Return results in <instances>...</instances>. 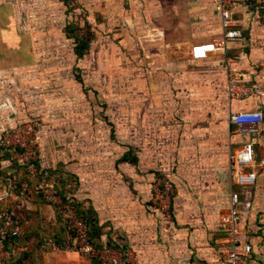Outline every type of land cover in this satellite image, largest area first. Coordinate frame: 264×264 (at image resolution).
Wrapping results in <instances>:
<instances>
[{
  "label": "crops",
  "instance_id": "obj_1",
  "mask_svg": "<svg viewBox=\"0 0 264 264\" xmlns=\"http://www.w3.org/2000/svg\"><path fill=\"white\" fill-rule=\"evenodd\" d=\"M83 1L111 22L164 24L133 37V54L143 49L150 71L146 83L165 91L152 94L148 86L144 96L145 103H156L159 110L149 105L147 111L132 114L125 150L118 143L103 144L95 137L102 127L90 124L87 99L73 95L72 79L60 72L70 52L60 49L54 58L59 63L49 61L32 45L33 33L23 18L25 2L0 0V75L12 80L0 85V138L7 124L40 119V166L50 172L54 190L85 214L91 235L101 246L131 249L143 264H213L216 245L227 235L221 216L230 210L234 190L229 153L246 141L237 129L233 131L236 125L228 117L242 110L264 112V93L234 97L228 91L230 74L237 76L241 87L260 84L264 89V0L235 9V28L242 36L229 40L226 55L214 51L200 58L193 56L194 47L223 36L217 0H129V11L122 0H108L112 5L106 9L96 0ZM16 55L21 61L9 60ZM156 70L175 74L182 80L176 84L183 83L186 93L175 96L163 89V81L156 85ZM170 103H175L176 111H168L165 104ZM173 118L175 125L169 126ZM168 134L176 135L180 152L173 236L152 205L154 167L166 169ZM256 146L262 149L254 167L260 172L264 126ZM38 179L0 147V192L6 195L2 206L16 212L22 228V235L8 245L7 264H101L65 249V243H74L72 233L56 206L43 197ZM235 190L252 204L242 216L247 236L241 240L253 246L251 264H264L254 232L264 211V172L254 186Z\"/></svg>",
  "mask_w": 264,
  "mask_h": 264
},
{
  "label": "rangeland",
  "instance_id": "obj_2",
  "mask_svg": "<svg viewBox=\"0 0 264 264\" xmlns=\"http://www.w3.org/2000/svg\"><path fill=\"white\" fill-rule=\"evenodd\" d=\"M96 1L105 9L106 6L112 5L108 0ZM24 2L26 6L22 7L23 18L33 33V47L42 50L49 61L51 58L52 61L55 60L54 58L57 56L55 52L60 53V49L66 50V54L70 52L67 59L63 60L65 65L62 64L60 72L62 75L65 74L63 77L72 79V88L70 89L72 94L87 99L91 126L102 127L98 136L95 137L100 138L103 144L118 143L122 150H125L129 144L128 130L132 114L145 112L151 105L154 110H159L156 103L150 105L144 101V96L148 91L147 87L150 85V82L146 83L149 80L150 71L145 68L143 49H140L138 54H133V37L135 33L156 29L157 26L163 27L164 24L156 23L157 26L154 24L149 26L145 22L141 24L127 21L111 22L109 21L111 18L104 19L102 11L87 7L83 0H25ZM122 3L125 11L131 9L129 0H122ZM26 45L31 47V42L28 39H26ZM80 51L82 52L81 56L78 54ZM9 60L21 61L17 55L10 56ZM54 63H59V59ZM153 75L156 85L163 81L165 83L163 89L168 90L171 94L177 96L186 93L182 87L183 83H181L182 86L176 84L178 80L179 82L182 80L177 79L172 72L156 70ZM149 89L152 94H155L156 91L157 93L165 92L161 91L160 86L152 89L149 86ZM165 105H167L168 111H176L175 103ZM228 119L231 122L230 117ZM173 120L175 119L168 120L169 126L175 125ZM235 129H237L236 126H233V131ZM171 132L174 133L173 130ZM168 137L172 143L169 141L166 149V169L154 167L156 169H154L153 184L159 179L170 180L174 183L176 196L177 187L175 184L181 177L178 155L180 152L176 149V135L168 134ZM236 149H231L229 153L234 190L238 186L234 180L235 169L231 152ZM256 153H262L260 146H256ZM259 170L257 178L258 174L261 175L264 172V165L259 167ZM153 184L152 194H154ZM175 199L172 202V209L176 214ZM261 199L264 203V191ZM257 219V228L254 229V232L259 240L256 250L260 260L264 259V211L259 214Z\"/></svg>",
  "mask_w": 264,
  "mask_h": 264
},
{
  "label": "built area",
  "instance_id": "obj_3",
  "mask_svg": "<svg viewBox=\"0 0 264 264\" xmlns=\"http://www.w3.org/2000/svg\"><path fill=\"white\" fill-rule=\"evenodd\" d=\"M12 3L25 0H9ZM251 3V0H217L216 9L222 16L223 36L211 44L194 47L195 58L206 57L210 52L218 51L227 54L229 40L242 36L235 28L238 25L234 18L237 7ZM7 80L12 83L8 75H0L1 82ZM237 76L229 75L228 91L234 97H246L252 93H264L260 84H252L245 88L238 85ZM230 120L237 126V132L246 137L244 146L231 152L234 162L235 184L247 190L256 184L257 171L254 169L257 163L256 141L261 135L264 126V112L262 110H242L233 112ZM41 121L34 117L30 120L16 121L2 128L0 147L9 150L13 157L26 167L31 176L39 177V190L48 203L54 204L60 216L68 224L74 243H65V249L77 251L86 259H94L101 264H143L131 249L122 250L115 246H97L91 235L90 225L86 218L80 214L78 206L68 197L56 192L49 182L50 172L40 166L39 130ZM263 164V162H262ZM250 168V169H249ZM173 182L167 179H159L154 186L152 205L164 220V225L170 235L175 232V214L172 202L175 195ZM6 195L0 192V264H7L11 258L8 251V241L12 237L22 235L21 223L13 209L3 207ZM252 204L249 198H242L240 192L232 190L230 198V210L221 216V222L226 230L224 239L218 241L213 264H251L253 246L249 241L241 240L247 236L246 227L242 226V216L251 210ZM173 264H183L175 261ZM189 264H205L191 262Z\"/></svg>",
  "mask_w": 264,
  "mask_h": 264
},
{
  "label": "trees",
  "instance_id": "obj_4",
  "mask_svg": "<svg viewBox=\"0 0 264 264\" xmlns=\"http://www.w3.org/2000/svg\"><path fill=\"white\" fill-rule=\"evenodd\" d=\"M78 54L81 56L82 55V52L80 51V52H78ZM56 191V190H55ZM79 209V208H78ZM79 212H80V214L81 215H83L85 218H86V216H85V214L81 211V210H79ZM86 220H87V218H86ZM88 221V220H87ZM88 223H89V221H88ZM16 239V237H12L9 241H8V245H10V243L13 241V240H15ZM92 240H93V242L97 245V246H101V244H99L95 239H94V237H93V235H92ZM8 248H9V246H8Z\"/></svg>",
  "mask_w": 264,
  "mask_h": 264
},
{
  "label": "water",
  "instance_id": "obj_5",
  "mask_svg": "<svg viewBox=\"0 0 264 264\" xmlns=\"http://www.w3.org/2000/svg\"><path fill=\"white\" fill-rule=\"evenodd\" d=\"M257 159H258V157H257Z\"/></svg>",
  "mask_w": 264,
  "mask_h": 264
}]
</instances>
